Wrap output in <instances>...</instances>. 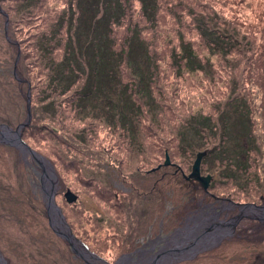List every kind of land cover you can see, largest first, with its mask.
Returning <instances> with one entry per match:
<instances>
[{"label":"rangeland","instance_id":"374dc122","mask_svg":"<svg viewBox=\"0 0 264 264\" xmlns=\"http://www.w3.org/2000/svg\"><path fill=\"white\" fill-rule=\"evenodd\" d=\"M126 1L133 7V12L135 9L139 12V0ZM231 2L233 8L228 6ZM10 4L13 5L11 11H15L12 16L3 8H0V12L6 16L3 21L6 43H16L17 48L2 45L3 31L0 28L1 61L5 63L10 52L14 54L13 63L7 62L3 67L0 64V73L13 68L15 77H19L17 65L28 44L25 39L23 48L21 43L11 38V20L20 17L17 12L24 16L25 13L41 9L44 12L40 16L43 27L37 43L32 41L34 47H31V51L37 54L35 48L39 45L44 63L47 62L45 64L53 72L50 83L48 80V88L43 86L39 90L41 94L37 96V93L31 99L34 90L32 93L29 85L26 99H17L21 101L13 109L15 114L22 112L27 116L23 123H28L21 128V138L44 157L43 166L25 146L19 144L18 147L6 141L13 138L12 130L18 127L12 129L2 123L7 117L5 103L1 102L4 97L0 99V145H3L0 146L2 263L74 264L73 261L77 260L78 264H115L117 261V264H191L203 252L217 248L214 261L206 259L208 263L205 264H214L216 258L221 264H225V261L234 263L236 256L240 262L246 258L245 264H263L253 255L261 252L231 237L238 234L236 230L239 228L247 233L251 226L264 225V104L261 94H257V112L254 115L246 102L245 108L249 109L251 117L245 116L247 109L241 114L235 112L234 108L243 104L232 103L238 94L234 96L226 92L224 84L233 83L236 79L233 67H240L242 58H246L245 52L251 53L247 51L248 38L252 36V40L254 30L264 26V4L261 2L260 5L258 0H159L156 15L158 27L161 26L163 33L159 36L158 28L151 32L156 52L149 45L150 34L144 31L148 40L143 41L134 35L127 57L119 52L125 49L126 38L128 41L132 35L131 21L117 27L113 25L114 42L108 35L110 23L121 12L119 0H79L78 4L77 0H11ZM209 10L217 18H222L218 27H225L233 36L238 34L237 48L228 54L211 51L212 45L203 40L194 28L195 15ZM186 11L188 13L183 14ZM177 30L187 43L199 46L196 55L205 65L202 69L189 71L183 66L179 70L175 68V55L180 53ZM256 36L259 43L261 33L256 32ZM228 41L233 43L234 40ZM149 51L153 53V67ZM62 52L67 56L66 60L56 68L54 62L62 58ZM170 56H173V61ZM181 63L178 62L180 66ZM153 71L155 88L152 85L149 94L148 83ZM158 75L160 77L157 78ZM17 78L3 76L12 93V83ZM138 79L139 88L135 86ZM262 80L264 82V74ZM73 81L78 82L67 91L66 87ZM128 83L132 87H128ZM234 87V91L238 89L236 92L239 93L241 86L238 88L235 81ZM42 93L51 97L43 100ZM37 97L42 101L36 103ZM8 98H11L10 93ZM51 99L52 105L44 107ZM29 106L31 119L28 120ZM74 110H77V114L71 120L68 115L73 117ZM206 111L212 114L208 126L203 117ZM61 115L67 118L64 123H73L72 131H78L77 136H85V145L91 141L95 144L94 151L86 152L88 155L72 147V155L69 153V156L76 161L69 170L59 158L50 160L32 146L33 137L37 136L40 128L45 125L42 132L49 133L46 123L51 127L56 125L52 122L59 121ZM28 126L32 127L29 131ZM24 127L26 133L22 132ZM33 129L35 133H32ZM25 134L28 137L23 136ZM128 134L132 137L129 144L126 142ZM42 138L48 137L44 135ZM43 142L48 144V141ZM53 142L56 147L60 144L59 139ZM72 142L81 146L79 140ZM199 152H205L201 161V175L211 176L207 187L189 176ZM167 155L169 163L166 164ZM17 159L24 160L30 173L28 199L33 194L44 203V210L40 204L37 205L41 214L31 203L32 209L27 202L23 204L14 199L19 194V183L25 177L23 170L17 167ZM50 165L54 166L58 177L55 201L68 226L71 228L62 208L68 209L67 215L74 209L71 211L72 220L78 217L77 211L81 207L90 215L95 214V222L86 217V220H81L82 225L76 220V225L78 228L80 225L84 227L91 239L99 238L96 246L101 249L97 248L100 255L94 251L95 255H90L89 246L82 240L80 230L76 235L71 228L75 237L88 247L80 249L85 259L72 250L69 241L54 230L55 225L59 231L67 232V224L59 213L51 216L54 222L51 225L47 192L53 186L55 177ZM77 169L80 171L77 172ZM99 184L112 188L110 193L103 192L106 188H100ZM69 185L79 190H73L76 194L80 193L79 208L73 205L71 208L65 207L67 199L64 192ZM85 187L94 193L97 190L98 198L105 201L108 198L114 201L113 195H117L125 218L121 216L118 224L117 207L111 204L105 217L104 203L101 199L91 200L90 193H84ZM209 216L211 219L207 220ZM223 221L228 222L225 225ZM118 230L119 240H116L115 232ZM228 237L231 239L223 243ZM134 239L137 244L130 250ZM117 241L123 248L118 255L115 254ZM113 251L114 254H111Z\"/></svg>","mask_w":264,"mask_h":264},{"label":"trees","instance_id":"16d2710c","mask_svg":"<svg viewBox=\"0 0 264 264\" xmlns=\"http://www.w3.org/2000/svg\"><path fill=\"white\" fill-rule=\"evenodd\" d=\"M10 1L11 0H0V8H3L4 11H6L10 16H12V14H14L15 11L14 12L11 11V9L13 8V5L10 4ZM24 1H26V0H23V2ZM123 1L124 2H122V0L121 1L119 0L120 10H121L120 15L118 16V18L114 19L110 23V30L108 32V35L110 37L111 42H114V37H113V33L115 31L114 27H117L120 25H125L127 22L131 21V29L133 30L132 35L129 36L130 38L128 41H127L128 37L126 38L125 42H127V44L126 43H125L126 45L124 44L125 49L121 50V52H119V53L125 54V57H127L129 52L131 51L132 38L134 37V35L141 37L140 39H142L143 41L148 40V37H146V34L144 31H147L150 34L148 42H149V45L151 46L153 52H156L157 49H156V46L154 45L155 39L153 38V35L151 32L153 29L158 28L157 29L158 35L160 36L163 33V30H160L161 26L158 27L159 22L157 23V15H156L157 9L159 7V0H139V2H140L139 12H138V10L136 12V9H135V12H133V7H130L127 4L126 0H123ZM258 1H259L260 5H261V2L264 4V0H258ZM150 2H152L151 5L149 4ZM78 3H79V0H77V4ZM225 4L227 5L228 2H226ZM231 4H232V2L229 3V5H228L229 8H233V4L232 5ZM41 10H35V11H33V13H32V11L25 13L24 16L20 15L17 12L16 14H18L20 17L19 18H13L11 20V23L13 24V26L11 27L12 29H11V33H10L11 38L14 41H18L22 45L25 43V39H27V41H28V44H26L25 50L22 51V53H21L22 55H21L20 61L18 62L17 69H16V72L18 73L19 79L17 77H15V75H14L15 71L13 70V68L11 71L4 70L2 73H0V79H1L0 80V82H1V84H0V95H2V96H0V99H2L4 97L1 102L5 103L6 107L4 109L6 110V117H7V119L5 118L2 120V123L3 124L5 123V125H7L8 127L12 128V129H16L18 127V125L22 124L27 117L22 112H21V114H15V111L13 109L16 107L17 102L26 99L25 94L28 91L29 85L31 86L32 93L34 90V94L31 97V99H32L35 94L37 95V93H39V90H41L43 88V86L45 88H48V86H47L48 80L50 83V81L52 79L51 74H52L53 70H50V67H48L45 64L47 62L44 63V61H43L44 55L42 54V51H40L39 45L35 48L37 51V54L34 53L33 51H31V47H34L33 42H35V44L37 43V40L39 39V37H38L39 32L42 30V27H43V25H42L43 23L40 20V16L44 12ZM212 10L205 11L203 13L198 12L197 15H195V13L193 12V15H195V17H194V19H195L194 28L198 31L199 35L203 38V40L204 39L207 40L209 42V44L212 45L210 47L211 51L217 50V52H220L222 54H223V52H226L228 54V53L232 52L233 50H235V48H237V44L239 43L238 34L236 33V35L233 36L230 33H228V29H226L225 27H221V26L218 27L222 18L221 19L217 18L215 16V13ZM187 13H188V11L183 12V14H185V15ZM0 17H1L0 19H2V21H0V23H2L1 25L3 26V27L0 26V28L3 31L2 32V38H3V40H5V41L2 40V45L3 46L6 45L8 47L15 46L14 48H17L16 43L15 44H13V43L7 44L6 43L7 39L4 36L5 30H4V25H3V21L6 17L5 13L0 12ZM34 17H36V18H34ZM255 18H257V17H255ZM37 20H40V22H38ZM141 21L146 22V24L144 25V23H142ZM262 21H264V20H262ZM114 24H116V25L113 27ZM127 27H128V25H127ZM260 27H261V25H260ZM12 31H13V34H12ZM233 31L236 32L235 29ZM18 32L21 33V35H19ZM176 32H177L179 42H180L179 43L180 53H177L175 55L176 59H174V60L177 63L175 68H177L179 70V68H181L183 66L185 69H187L189 71H197V69H202V67H204L205 65L202 63L200 58L196 55V49H198L199 46L196 47L195 44H194V46H192L191 44L187 43V41L184 40L183 36H181L180 31L177 30ZM229 32H230V30H229ZM256 32L261 33V37H260L261 41H259V43H257ZM182 34H183V32H182ZM254 34L255 35H253L252 40L250 39V37H252V36H249L248 43H247L249 46L247 51L251 52V53L248 54L245 52L244 56L246 58H242L243 63L242 62L239 63L240 67H236V68L233 67L235 70L234 71L235 74L234 73L233 74L236 76V79L234 80L235 85L237 83L238 88L241 86V88L239 89V93L236 92L238 89H236V91H234V89H235L234 81L232 84L229 82H228V84L227 83L224 84V87L227 88L226 92L228 91L229 93H233L234 96H237V94H238L236 99L233 98L232 103L233 104H237V103L243 104L239 108H234V110L236 109L235 112L239 111L240 114L245 109H247V108H245V102L247 104H249V108L251 110V113L253 111V115L257 112L256 106H255V105H257V103L255 102V96L257 94H261V96H262L261 101H262V104H264V82L262 80V76L264 74V26L260 29L254 30ZM42 36H43V34H42ZM180 37H181V39H180ZM243 38H246V36H244ZM230 39H233L235 42L234 41H233V43L229 42L228 40H230ZM204 44L206 45L205 42H204ZM65 45L67 47V44H65ZM24 47L25 46L23 45V48ZM207 47H209L208 44H207ZM15 52H16V50H15ZM149 52H148V54H149ZM63 54H65V53L62 52V58L60 60H57L54 62L53 66H55L56 68H58L59 66H61L65 62L67 56L63 55ZM150 54L152 56V58L151 57L150 58H151L152 67H153V65H154L153 53L150 52ZM13 57H14V54L10 52V57L7 58V61L5 63L10 62V61L13 63ZM170 59H171V61H173V56H170ZM41 62H43V63H41ZM178 62H182L181 63L182 65L180 66L178 64ZM5 63H3V61H1V56H0V64L2 65V67L5 66ZM128 65H129V63H128ZM233 68H232V70H233ZM4 75L10 76L11 79L17 78V80L13 81V83H12L13 93L7 88V84L3 80ZM154 76H155V71L151 72V79L148 83L149 84V88H148L149 94H150V88L152 89V85H153V88H155V84L153 82ZM158 77H160V75H158L157 78ZM163 78L165 80L167 79L166 77H163ZM40 81L43 83L40 84ZM77 82L78 81H73L70 85H68L66 87V90L67 91L71 90V88L74 87V85L77 84ZM126 85H129L128 87H132L129 83ZM135 86H138V88H139V86H140L139 79L137 80ZM8 92L11 94L12 99L8 98L9 97ZM40 94L41 93H39L37 96H39ZM42 94H43V97H42L43 100H46L47 98L51 97L50 95H45L44 93H42ZM78 95H80V94H78ZM244 96H246L248 98H245ZM17 99H21V100H17ZM38 101H42V99L39 100V97H37L36 103H38ZM24 104H25V102H24ZM49 105H52V99L49 102L47 101V103L44 107L49 106ZM51 107L52 106H50V108ZM192 110H194V108ZM247 110H248V112L245 114V116L251 117L249 109H247ZM74 111H75V113H73L74 114L73 117L71 115H68V116H70L71 120H73V118L75 119V114H77V110H74ZM206 112H207V114L203 113L205 115L203 117H205V121L208 122V123H205L208 126L209 123H211L210 122L211 121L210 116L212 114H208L209 113L208 111H206ZM24 113H27V112L25 111ZM58 119H60V120L57 122L56 121L52 122V123H56V125H54L55 127L54 126L51 127L49 125V123H46V125L48 124L47 127L50 130L49 133H44V131L42 132L45 125H43L40 128V132L37 133V136L33 137L32 146L35 150H37L40 153H42L43 155L47 156L50 160L55 161V160H58L57 158H59L60 160L63 161V164H65L66 168L69 170L76 161L75 159H71V157L69 156V153L71 154L70 149L72 147H74L81 154L88 155V154H86V152L89 151L91 153V151H94L93 148L95 147L94 146L95 144L93 141H91L87 145H85L86 144V143L84 144V141H85L84 137L85 136H82V135L77 136L76 133L78 131H75V132L72 131V129L74 128V127H72L73 123H67V124L71 125V127L68 126L66 124V122L64 123V120L67 119L66 116L61 115L60 118L58 117ZM53 120H55V119H53ZM31 128H32L31 126H28L27 127L28 131ZM77 128H79V126H77ZM24 129H25V131H23ZM24 129L22 130V132L26 133V127H24ZM32 133H35V129H33ZM44 135L47 136L48 138H46V139L42 138V140H41L40 137H42ZM23 136L28 137L27 134H25ZM127 137L129 139L126 142L129 144V142L130 143L132 142L131 141L132 137L130 134H128ZM57 139L60 140L59 146H61V147H59V146L56 147L55 142H53L54 140L57 141ZM92 139L93 138H91V140ZM74 140H79L81 143L82 142L83 143L82 144L80 143L81 146L79 147L78 145H76V143L72 142ZM43 141H48V144L47 145L44 144ZM0 146H3V145H0ZM66 155H68V158L66 157ZM17 167L20 168V171L23 170L25 177H23V179H21V182L19 183V187L17 188V191L19 192V194L14 198V199H16L15 201L23 203V204H26V202H27L29 204V208L32 209L30 206V203H31L33 205V207L35 208V210L41 214V211L39 208H37V205L40 204V207H42V209L44 210V203L42 202V200L40 198L39 199L35 198L33 196V194L30 196V199H28V197H29L28 182L30 183V181H29L30 173L26 170V165L24 163V160L17 159ZM79 171L80 170L77 169V172H79ZM120 173H121V171H119L118 176H120ZM58 175H59V177H61L60 172H58ZM80 175H81V173H80ZM61 181H62V179H61ZM149 183H152V181ZM98 186L100 188L102 187L100 184ZM130 187H133V186L130 185ZM102 188H106V189H104L105 191H103V192H107V194H109L110 190L112 189V188L104 187V186ZM133 188L137 190L136 187H133ZM68 190H71V191L76 190L79 192L78 189H75L74 187L69 185V186H67V189L64 192V196L66 195ZM83 190H84V193L87 195H89L88 193H90L91 196L89 195V197H91V200L101 199V198H98L99 193L97 190H95L96 193H94L93 190L86 189V187L83 188ZM79 194L77 193L78 199L76 201H74L72 203H68L66 201L65 207L70 206V208H71L72 205H73V207H77L78 201H79ZM138 195H140V193ZM94 197H95V199H94ZM113 199H114V201H112V199H110V198H108L107 201H105V199H101L102 202L104 203L102 206L104 208L103 215L106 217L105 212L107 214L109 213L107 208H110V204L112 206L115 205L117 207V212L119 214V216L116 218L117 223L118 222L120 223L121 222L120 219L122 217L125 218L126 214L124 213V209H122L123 208L122 205L119 204V200H118L117 195L116 196L113 195ZM113 202H114V204H112ZM252 202H254V201H252ZM105 203H106V205H105ZM77 208H79V207H77ZM62 209H64L65 216H66L67 220L69 221V225L71 226L72 230H74L73 232L77 235L79 230H80V232L82 234V238H83L82 240L85 243H87V245L89 246V249L100 255V253L98 252L99 250L97 249L99 247L96 246V243L99 241V238L94 237L93 239H91L87 235L86 229L84 227L83 228L80 227L82 225L81 220H83V221L86 220L85 219L86 217L90 218L91 220H93L95 222V220H94L96 218L95 214L90 215L91 214L90 212L86 211L85 208L81 207V208H79V210L75 209V210H78L77 211L78 217L76 216L72 220L71 211L73 212L74 209L70 211V215H67L68 209H66V208H62ZM44 217H45V215H44ZM76 220L79 221L81 224L79 226V228L76 225ZM88 222H92V221L89 220ZM74 224H75V226H74ZM96 224H97V222H96ZM236 231L238 234H234L233 237H231V238H235V240L240 241L241 244H247L248 245L247 247L254 248L258 252H261V253H254L253 255L260 261V263L262 261L264 264V225L260 223V224H256L254 226H251L247 230L248 231L247 233L245 230L243 231L242 228H239ZM146 233H147V231H146ZM115 234H116L115 239L119 240V230L117 232H115ZM231 238L230 237L225 238L223 240V243L227 242ZM136 242L137 241L134 239L132 242V245L130 247V250L134 249V247L137 244ZM118 243L120 244V242L117 241V245L115 247V254L116 255H118L119 252H121L123 249L122 246L119 245ZM216 250H217V248H214V249L207 250V251L203 252L201 255L198 256V258L194 259L191 264L208 263V261L206 259H210L209 262H212V260L214 261V255L216 253ZM101 254H102V252H101ZM111 254H114V251ZM233 261H234V263H227V261H225L226 262L225 264H236V263L245 264L243 262L246 261V258H244L240 262L238 259V256H236L235 258H233ZM73 262H74V264H78L77 260H75ZM188 262H190V261H188ZM178 264H189V263L181 262ZM214 264H221V263L216 258ZM246 264H248V263H246Z\"/></svg>","mask_w":264,"mask_h":264},{"label":"water","instance_id":"95a60500","mask_svg":"<svg viewBox=\"0 0 264 264\" xmlns=\"http://www.w3.org/2000/svg\"><path fill=\"white\" fill-rule=\"evenodd\" d=\"M7 29V27H6ZM28 120L31 119V113H30V106L28 107ZM28 123V121H26L25 123H22L21 125L18 126V128L16 130H12V135L13 138L12 139H8L6 140L8 143H14L16 144L18 147H19V144H22L23 146L26 147V149L30 150V152L32 153L34 159L40 164V165H44L43 161H44V157L40 154H38L36 151H34L33 149H31L21 138V128L26 124ZM8 131H9V128H7ZM11 132V131H9ZM205 155V152H199L197 154V158L194 162V165H193V170L192 172L190 173V177L191 178H196L197 180L201 181L203 186L204 187H207L209 185V181H210V178L211 176H202L201 175V161H202V158L203 156ZM46 163L49 165L48 161L45 160ZM169 163V155H167V162L166 164ZM52 171H53V174H54V177H55V180L53 182V186L51 187L50 191L47 192L48 193V201H47V208H48V212H49V217H50V223L53 221L51 220L52 219V215L53 217L58 213L61 215L62 217V221L66 223V219L63 217L62 213H61V208L57 206V203L55 201V194L57 192V186H56V183L58 182V177H57V174H56V171L54 170V166L53 165H50ZM67 201L69 203H72L74 201H76L78 199V195L71 191V190H68L66 195H65ZM56 212V213H55ZM52 213V214H51ZM51 225H54V222H52ZM54 230L56 231L57 234H59L61 237L63 238H66L70 245H71V248L72 250L77 253L78 255H80L82 258L85 259L84 255L80 252V249H82V247H84V249H88V247L86 246L85 243H83L81 240H79L78 238L75 237V235L73 234L71 228L68 226H66V233H63L62 231H59V229L57 227H55L54 225ZM78 246V247H77ZM88 253L90 255H93L94 253L92 251H88ZM95 255V254H94ZM119 261H117L115 264H117Z\"/></svg>","mask_w":264,"mask_h":264},{"label":"flooded vegetation","instance_id":"af4514ba","mask_svg":"<svg viewBox=\"0 0 264 264\" xmlns=\"http://www.w3.org/2000/svg\"><path fill=\"white\" fill-rule=\"evenodd\" d=\"M194 182H195V180H194ZM233 203H235V202H232V204ZM213 204V203H212ZM264 204V203H263ZM214 206H216L215 204H214ZM235 208V207H234ZM211 216V215H210ZM210 216L207 218V220H210L211 218H210ZM230 221V220H229ZM227 222L228 221H223V223H225V225L227 224ZM215 225L217 224V223H214Z\"/></svg>","mask_w":264,"mask_h":264},{"label":"bare ground","instance_id":"6f19581e","mask_svg":"<svg viewBox=\"0 0 264 264\" xmlns=\"http://www.w3.org/2000/svg\"><path fill=\"white\" fill-rule=\"evenodd\" d=\"M46 166L49 167L48 164H46ZM198 247H199V246H198ZM0 264H3L1 258H0ZM121 264H122V263H121Z\"/></svg>","mask_w":264,"mask_h":264}]
</instances>
